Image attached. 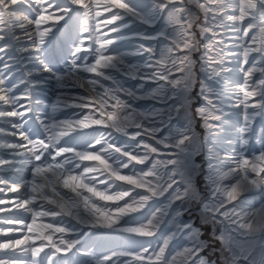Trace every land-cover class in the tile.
<instances>
[{"label":"snow or ice","instance_id":"obj_1","mask_svg":"<svg viewBox=\"0 0 264 264\" xmlns=\"http://www.w3.org/2000/svg\"><path fill=\"white\" fill-rule=\"evenodd\" d=\"M194 2L203 15L202 23H196L200 16L191 12L184 0H0V41L18 27L32 41L43 71L52 73L59 87L74 79L85 90L84 95L76 97L79 103L71 106L89 109L76 119L40 121L47 135L34 138L24 128L26 117L33 111L30 93L14 95V85L0 87V102L12 107L4 114L19 118L13 127L24 143L15 147L24 149L33 162L32 179L23 185L28 194L16 205L31 213V223L24 224L23 238L8 239L0 243V249L28 253V264H65L63 257L57 259L58 254L66 255L73 249L78 254L77 245L96 233L82 231L75 238H65L69 228L59 226V222L44 223L41 218L68 216L88 229L119 230L139 237L155 236L161 223L169 218L176 230L156 249L139 243L138 250H111L110 254L93 257L95 264H216L202 255L215 241H219L220 248L211 251L221 254V264H264V204L255 209L246 207L247 194L264 189V151L251 158L243 154L252 121L264 112V79L257 85L259 92L256 87L250 90L247 81L242 87L239 103L244 107L245 124L237 140V154L224 158L207 147V200L196 184L204 164L195 159L200 154V142L192 124L199 118L208 137L219 136L224 120L213 98L219 99L221 93L202 82L199 95L204 103L194 115L190 96L196 83L193 53L198 50L197 31L206 38L201 60L210 80L232 71L226 67L227 57L235 55L226 43L230 32L245 38V64L251 53L264 58V0ZM25 9L32 15L25 14ZM257 19L261 26L253 32ZM136 21L155 28L154 34H135L157 41V45L139 44L130 52L112 47L117 40L126 39L122 30ZM105 28L108 31H102ZM110 33L118 35L113 38ZM58 40L61 51L67 49L71 57L70 61L65 58L66 69L53 62ZM6 49L7 44H0V54ZM130 57H141V61L134 63ZM8 67H0V85L8 80ZM255 71L264 73V68L253 65L246 76L251 77ZM121 77L139 83L125 87ZM256 95L260 100L249 103ZM136 100H153L165 107L141 110L133 107L132 101ZM182 110L186 123L175 127L172 121L180 117ZM95 126L121 133L130 142L118 144L110 139L112 131L105 135ZM88 129L95 134L84 132ZM208 142L206 139L205 145ZM125 169L128 174H124ZM0 184L7 185V181L0 179ZM61 186L71 195L62 194ZM21 187L11 185L9 191L18 192ZM37 201L49 207L45 209V204ZM194 203L200 204L199 226L181 219ZM145 208L147 211L142 212ZM141 212L146 222L132 226L134 221L125 219ZM207 225L212 227L210 240L201 239ZM57 233L58 240L54 238ZM178 234L185 236L187 245L169 251L170 241ZM85 254L93 256L92 252Z\"/></svg>","mask_w":264,"mask_h":264},{"label":"rangeland","instance_id":"obj_2","mask_svg":"<svg viewBox=\"0 0 264 264\" xmlns=\"http://www.w3.org/2000/svg\"><path fill=\"white\" fill-rule=\"evenodd\" d=\"M185 4L188 6L189 10L193 12L195 15H199L200 19L196 21V23H202L203 22V15L200 13L199 9L196 7L194 0H184ZM25 13L28 15H32L27 9H25ZM108 14L105 13L104 17H106ZM104 17H101L103 19ZM95 23V21H93ZM248 21L245 23L247 24ZM158 27V25H157ZM108 31V29H102V31ZM146 26L143 24H135L134 27L131 29L126 30L128 34H135L136 32H147ZM195 30V28L193 29ZM16 32V28L13 29V33L10 34L9 36L6 37L4 41H0V44H12L13 42L18 41L13 34ZM155 28H152L151 33L154 34ZM112 36V35H110ZM239 33V37H240ZM196 38L198 40V50L193 53V59L196 61L194 68H193V76L196 81L195 87L190 93V96L192 97V104L191 108L193 110V115L195 114V109L199 106H201L204 101L203 98L199 95L200 92V86L202 82L208 83L215 87L218 92L222 94L223 91V83H224V76L223 74L219 77H215L214 79H208V73L205 71V69L202 67L203 61L201 60V56L204 52V44H205V37H201L199 31L196 32ZM140 44H144L145 47L148 46H153L157 45V41L154 40H145L143 39L142 41H137V40H130L129 42H123L119 46H117L120 51H126L127 49L131 50H136V46ZM15 44V43H14ZM13 46L10 45V48ZM19 50H8L3 54H0L3 56V60L0 61V67L3 66V64H7L8 60H11L13 58V63L17 66L16 69L13 70H18V69H23L25 71L26 68L25 66H22L24 62H26V57L25 54H18ZM255 55L250 58V63L245 67V69H248L249 67L252 66V62L254 61ZM17 58V59H15ZM65 58H67L69 61L71 60V57L68 56L67 49H64L61 51V44L60 41L58 40L56 42V52L54 53V59L53 62L57 63V66L60 69H66L67 64L65 63ZM40 59L42 60L43 57L41 56ZM137 62L141 61V57L138 59H135ZM243 60L241 59V62ZM136 62V63H137ZM41 65V63H39ZM28 67V66H27ZM7 69L5 72V75L8 76L7 85H14V95H23L26 91L30 93L31 95V107L33 109L32 112L28 114L26 117L27 122L24 125L25 130H28L31 135H33L34 138H44L47 134L45 133L43 125L40 123V121H44L45 123L50 122L52 119L55 120H65V119H76L78 116H82L83 114L87 113L89 109H79V108H71V106H65L64 108H61L62 105L64 104L65 99H69L73 101H78L76 99L77 96L84 95L85 92L77 88L76 82H74L72 79H68L64 82L63 87H59L57 84V80L55 76L52 73L47 72V75H42L40 77H35V78H40L43 84L40 86L38 89H34L35 87L33 86V81L31 76L29 75L30 72H24V73H19L18 71H15V73H11V71H8ZM257 80V79H256ZM121 82L125 84V87H134L139 83L138 80L131 79V78H126V77H121ZM110 84V82H108ZM251 90V88H250ZM38 91L39 93H37ZM43 93L44 95H42ZM70 94V95H68ZM214 102L217 104V107L221 109V96L219 99L213 98ZM40 100H44V102H40ZM60 101L57 103V101ZM21 103H29L28 101H21ZM79 103V101H78ZM133 107L139 108L141 110H147L153 107L156 108H162L165 107V105L160 104L157 101H150V100H145L141 101L136 100L132 101ZM142 104H148L150 106L149 108H145L142 106ZM217 114H221L218 112ZM223 114V112H222ZM183 110L181 111V115L179 118H174L172 121V124L175 127H183L186 123V121L183 119ZM39 117V119H37ZM241 127H244V118L241 117ZM225 124V123H224ZM253 125L252 132L249 134L248 139H249V144L245 147L243 150V154L246 156H249V158L252 155H258L261 152V149L264 150V112H261L259 115L255 117ZM95 128L99 129L103 133L107 130L103 128L102 126H95ZM192 128L194 129V132L196 134V137L198 141L200 142V154L195 157L197 163H203V171L201 172V175L196 178V184L197 187L200 188L202 196L205 200H207L209 196V190L205 187V176L207 174V164L205 163L206 161V156H207V147L209 145H212L210 143L212 137H208L205 129L202 127L201 122L199 118H197L193 124ZM167 130V129H165ZM131 131V130H130ZM84 132L88 133L89 135H94L95 132L92 129L84 130ZM106 135V134H105ZM123 141L128 140L126 137L122 135ZM121 138V139H122ZM67 139V138H65ZM119 138H116L117 140ZM208 140L209 142L207 145H205V140ZM121 140L117 141L119 144ZM73 143H76L75 141ZM260 148V150L258 149ZM240 149V146H239ZM257 149V150H256ZM58 160L63 159V158H57ZM87 163V162H85ZM142 167V166H138ZM79 171V169H77ZM31 172V168H30ZM104 177H100V179H103ZM102 187V186H101ZM62 187L59 188V191ZM64 192H61L62 194H69L68 190H63ZM140 191V190H137ZM71 195V194H69ZM135 195V192L133 193ZM163 200V198H160ZM43 202H39L38 204H42ZM152 203V202H150ZM264 204V197L262 200H260L257 204L259 207L260 205ZM43 210V209H41ZM147 211V208L142 210V212ZM142 212L141 213H133L132 215H129L130 221H134L132 226H135V223H142L146 222L143 220L142 217ZM29 217H27V223H31V213H29ZM68 217L63 216L60 218L59 221V226L62 227H67V228H74L76 224L70 223L72 220L67 219ZM183 221H195V223L199 226L200 224V204L199 203H194L190 210L188 212H185L183 217L181 218ZM42 222L44 223H57V222H50L48 218H41ZM41 221H38V223ZM78 222V221H77ZM82 224L79 222L77 223V227H81ZM86 231L88 228L84 227ZM83 228H81L82 230ZM175 225L169 220V218H165L164 222L161 223L159 226V229L156 232V235L153 237H136L134 235L127 234L123 245L118 246L117 241H121L120 237H112V239H109V235L102 234L101 232H95L96 234L91 235L90 237L85 238L84 240L81 241V245H77V248L80 249V252L77 254L76 249H73L72 252L67 253L66 255L61 253L58 254L57 259L60 257H63L65 260V264H95V261L93 257H100V255L103 254H110L111 250H118L120 249H127V250H138L139 249V243H145V246L149 247L151 249H156L158 246L162 244V241L166 236L170 233L175 231ZM212 227L211 225H207L204 227V236L201 237V239L204 240H210L209 233L211 232ZM71 231V229H70ZM105 235V236H104ZM60 234H56L54 237L55 239H59ZM107 236V237H106ZM75 238L74 234H69L65 236V238ZM40 242L37 241V245ZM187 245V239L185 236L178 234L172 241L169 243V251L173 250H179L183 246ZM212 248L219 249L220 248V243L219 241H215L214 243L210 244L209 248L205 250V252L202 253V255L207 256L209 261H216V264H221L220 260V253L219 252H213L211 251ZM45 251H49L46 249ZM86 252H92L93 256L90 257L86 255ZM43 256V253L41 254ZM226 255V253H225Z\"/></svg>","mask_w":264,"mask_h":264},{"label":"bare ground","instance_id":"obj_3","mask_svg":"<svg viewBox=\"0 0 264 264\" xmlns=\"http://www.w3.org/2000/svg\"><path fill=\"white\" fill-rule=\"evenodd\" d=\"M246 22L247 20L245 21V23ZM138 23L141 24L139 21L132 23L129 29H131L132 27L135 26V24ZM254 23L256 26L253 28V32H257L259 27L261 26V22L259 19H257ZM144 26H146L145 31H147L144 33L152 34L151 31L153 27L149 25H144ZM126 30L128 29L122 30V34L126 37V39L117 40L116 44L112 45V47H117L123 42H129L130 40H137L139 42L143 40L141 37L137 36L136 34H128ZM252 34L253 33L250 32L249 36H251ZM110 35H112L111 37L115 38L118 34L110 33ZM13 36H15V38H17L18 41L13 42L12 44L10 43L7 44L6 51H8L9 49L10 50L12 49L14 51L19 50L18 54H25L26 62H24L22 66L28 68L25 69V71L30 72L29 75L32 78L33 86L35 87L34 89H38L43 84V82L41 81L40 78L38 79L35 77L47 75V72L43 71L41 65H39L40 60L37 59L38 53L32 47V41L28 39L27 36H25L24 33L18 27H16V32L13 34ZM226 43L228 45V50L231 53H234L235 55H229L227 57L228 63L226 64V67L232 69V71L223 73L225 80L224 83L222 84L223 91L221 94L220 101H221V110L223 112V120L225 124L223 131L219 134V136H214L213 137L214 139H212V141L210 142L212 143V145L208 146V147H212L216 152H219L220 156L224 158L231 157L237 154V150H239V145L237 144V140L240 136V129L243 128L240 125L241 123L240 118L244 116V107L242 104L239 103V101L243 97L242 87L244 86L245 81L248 82L250 88L256 87L257 92H259L260 88L257 87V85H259V81L261 79H264V73L260 71L253 72V75L251 77L246 76L247 69H245V67H247V65L250 63V58H252L255 55L254 61L252 62V66L254 65L257 69L264 68V58H261L259 53H251L248 57V63L245 64L243 62L244 57H243L242 45L245 44V38H243L242 36L239 37V33L230 32L227 34ZM10 45H12L13 47L10 48ZM130 51H135V50L127 49L126 51L123 52H130ZM138 58L139 57H130L129 59L132 62L136 63L137 61L135 59ZM241 59L243 60L242 62ZM11 60L13 61V58H11ZM11 60L7 61L8 62L7 64L9 65L8 71H11V73H15V71H18L19 73L25 72L23 69L13 70L16 69L17 66H19V64L16 65L15 67V63H13ZM72 80L76 82L78 89L85 92L83 88H80L78 86L76 80L74 79ZM5 86H7V82H5V85H0V87H5ZM36 92L39 93L38 91ZM41 94L44 95L43 93ZM70 98L63 100L64 104L62 105L61 108H64L66 104L71 106L74 103H78V101H73ZM259 100H260V96L256 95L249 101V103ZM141 101H145V100H140V102ZM40 102H44V100H40ZM142 106L145 107L146 109L150 107L148 106V104H142ZM71 108L74 107L71 106ZM11 110H12L11 106L5 105L3 102H0V160L6 161V163L0 164V179L7 181V185L0 184V188H3V191H0V201L4 202V203H0V243H3L11 238H16V239L23 238V236L26 234V229L24 228V224H27L26 221L27 217L30 216L29 215L30 212L25 211L22 208H17L16 205L19 204L24 198H26L28 194L26 193L25 187H23V185H25L26 181L32 179L30 168L33 162L30 160L28 155L24 154V149L15 147L16 145H20L24 143V141H22V139L19 137L17 133V129L13 127L14 124L19 122V118L4 114ZM248 111L251 112L252 109H249ZM79 117L80 116H78L77 118ZM254 120L252 121V123H254ZM252 126L253 125H251V127ZM109 131L112 130L107 129L104 132V134L107 135ZM116 138H119L116 141L119 140H121V142L123 141L121 133L112 131V136L110 137V139H116ZM126 138L129 139L128 137ZM229 140L231 141V143H229ZM258 149L260 150V148ZM165 151H171V150H165ZM261 151L264 150L261 149ZM128 173L129 170L125 169L124 174H128ZM11 185H21L22 187L20 188V191L12 192L9 191V187ZM63 190H67V189H64L62 187L60 191L64 192ZM263 197H264V189H256L252 193L247 194L246 207L252 209L258 208L257 204L260 200L263 199ZM39 202H43V201H37V204ZM42 204H45V209L49 207L45 202H43ZM61 217L63 216L45 217V218H48L50 222H59ZM67 219L72 220L70 223L76 224L74 228H69L71 229L69 234L76 235L77 232H82L85 230L84 228L86 227L85 225H82L81 227H77L78 222L75 218L68 217ZM125 219H129V216L125 217ZM17 220L23 221V224L14 223V221ZM9 221H13V223H9ZM81 228L83 229L81 230ZM9 229H21V230L8 232ZM86 231L101 232L102 234L109 235L110 237L109 239H112V237L113 239L114 237L115 239L116 237H120L121 241H117V243L119 242L118 246L123 245L126 235L129 234L119 230H112V229H96V230L87 229ZM130 235L139 237L135 234H130ZM121 250H127V249L119 248L117 251H121ZM0 261H5L6 264H13L14 261L16 262V264H22V262L23 264H28V262L30 261V256L28 253L23 252L20 249H0Z\"/></svg>","mask_w":264,"mask_h":264}]
</instances>
